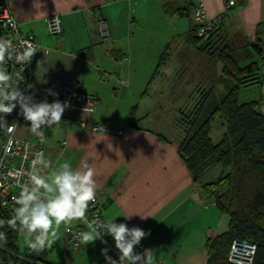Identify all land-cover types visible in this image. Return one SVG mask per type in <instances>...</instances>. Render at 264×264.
<instances>
[{
	"label": "crops",
	"instance_id": "crops-1",
	"mask_svg": "<svg viewBox=\"0 0 264 264\" xmlns=\"http://www.w3.org/2000/svg\"><path fill=\"white\" fill-rule=\"evenodd\" d=\"M10 1L20 29L31 32L40 45L36 55V85L43 76V69L40 67L42 64L48 69L44 75L79 81L86 94L98 98L94 115H83L80 119L60 121L57 124L61 140L66 141V146H59L52 140L47 145L46 156L53 161L54 168H58L65 160L74 169L80 168L82 161H88L96 173L94 179L100 192L99 207L104 216L111 219L118 214L120 217L117 218V223H126L130 228L140 227L150 233L142 240L146 249H154L157 264H169L171 254L165 252L167 243L162 238L180 231L186 222L202 211V202L208 200L201 196L180 158L178 143L181 138L169 139L156 130L154 125L145 126L147 119L151 118L150 114L144 113L138 117L139 120L143 119L140 125L134 122V113H131L133 126L127 116L116 119L103 103V86L109 83L121 85L122 80L128 85L127 81L131 83L138 75L139 64L133 55L134 51L127 49L123 43L125 38L131 42V38L135 36L136 24L143 23L149 14H153L149 12V7L155 4L154 0ZM161 1V11L156 14V21L160 24L161 16L167 28L175 16L185 15L173 12L166 14L164 3L172 2L177 7H189L190 14L194 10L190 0ZM239 2L241 5H238ZM203 3L209 19L221 18V31L235 27L246 33V36L242 35L244 41L258 37L264 43V0H236V5L231 7L226 0H203ZM56 14L61 15L63 33L50 39L46 19ZM101 20L107 22L109 29V36L105 38L98 29ZM172 30L170 32L174 33L175 27ZM176 36L168 41L174 40ZM116 54L120 56L119 59ZM104 73L109 74V83L104 81ZM81 121H86L88 125L83 127ZM106 122L114 132L100 133L91 127L93 123ZM18 137L23 138L21 135ZM33 137L28 132V138L24 139ZM48 171L51 169L46 170ZM198 207L200 208L196 209ZM210 211L213 214L216 212L213 209ZM129 216L131 217L126 220ZM58 231L60 238L52 246V250L55 246L60 247L61 262L51 258L48 260L45 257L46 250L34 252L26 247L21 252L18 248L19 257L43 256L48 262L65 264L71 257L68 232L63 225ZM20 234L18 231V236ZM108 240L114 245L111 237ZM101 245L103 246L97 241L94 245L83 246L81 251L91 247L101 253ZM191 250L194 252L182 260L177 256L174 264H193L200 260L197 249ZM108 254L113 258L110 251ZM79 255H74L75 260ZM101 256V262L106 264L104 256ZM2 258L3 249L0 247V262Z\"/></svg>",
	"mask_w": 264,
	"mask_h": 264
},
{
	"label": "rangeland",
	"instance_id": "rangeland-1",
	"mask_svg": "<svg viewBox=\"0 0 264 264\" xmlns=\"http://www.w3.org/2000/svg\"><path fill=\"white\" fill-rule=\"evenodd\" d=\"M161 2V0H154L155 4L149 7V12H153V14H149L143 23L136 24V28H134L135 36L131 38V42L125 38L123 43L127 46V49L134 51L133 55L139 64L136 79L131 83L127 81L128 85L125 86L122 84L114 86L109 83V74L104 73L103 79L106 83H109V85L103 86V103L106 104L107 111L113 113L116 119L127 116L128 120H130L131 113H134L136 117L134 122L139 125L142 124L143 119L139 120L138 117H141L144 113L150 114L151 118L147 119L145 126L154 125V128L167 138L180 139L185 134V125H182L180 110H190L195 106L200 98L197 94L199 89L210 88L215 83V92L217 94L210 97L208 105L212 106L211 104L214 100L221 99L227 82L224 80L222 82L218 81L222 75V64L217 60L218 52H215V48L223 47L230 40L231 44L234 45L232 47L234 49L232 55L240 61L241 66L257 62L260 68V82L255 85L241 87L240 100L256 102L259 110L264 114V57L250 45L255 39H250V41L245 39L246 42L242 38V35L246 36V33L236 30L235 27H230L226 31L222 30L219 32L222 42L216 45L214 49L201 52L193 47V40L188 35L191 26L194 25L193 14L190 17L175 16L174 23L171 20L170 26L167 28L161 16L160 24L156 21L158 20L156 14L158 15V11H161ZM168 4L172 5L173 3L169 2ZM172 27H175L174 33L170 32L173 31ZM47 35L50 39L55 38L49 33ZM174 35H177L175 39L168 41ZM216 37L215 35V40ZM241 42L243 45L247 44V46L241 45ZM165 49L168 51L166 55L167 63L157 71L159 58ZM134 107L136 108L133 109ZM26 127H30V122L24 120L21 122L17 136L21 135L23 138H28L29 131ZM59 131L60 128L57 125L51 129H45L47 145L53 140L57 145L62 146L63 140H61V131ZM223 132L224 129L219 123L212 124V138L215 143L221 140ZM219 174V168H215L205 176L204 181L215 180ZM201 206L202 211L197 212L180 231L169 233L162 238L167 243L165 252L171 254V262L169 264H174L177 256L181 258L179 260H182L189 253H193L194 251L191 249H197L198 255L201 256L199 257L201 259L193 264H205V245L207 241L216 236V234L218 235L228 230V216L220 211L213 201H203ZM212 209L216 211L215 214L210 211ZM101 246V249L104 248V245ZM24 247V235L21 233L18 236L19 252ZM59 249V246H55L53 250L52 248L46 249L47 254L45 257L48 260L51 258L61 262L62 255ZM69 253L71 257L65 264H103L101 262L103 260L102 254L96 249H91V247L82 249V251L81 249L78 251L69 249ZM77 254L80 255L75 260L76 257L74 255ZM21 260L25 261V263L31 262L33 264L34 262L32 258H22Z\"/></svg>",
	"mask_w": 264,
	"mask_h": 264
},
{
	"label": "trees",
	"instance_id": "trees-1",
	"mask_svg": "<svg viewBox=\"0 0 264 264\" xmlns=\"http://www.w3.org/2000/svg\"><path fill=\"white\" fill-rule=\"evenodd\" d=\"M190 1L195 6L196 1ZM163 9L166 14L192 15L186 6L181 8L164 3ZM218 25L207 31L205 37H200L198 31L203 27L194 22L188 34L193 40V47L206 52L222 42ZM250 45L264 57V43L260 38L256 37ZM233 46L229 40L223 47L215 48L217 60L222 64V75L218 81L227 82L221 99L214 100L212 106L208 105L210 97L217 94L213 82L210 88L199 89L197 94L200 98L192 109L180 110L185 134L178 143V151L201 196L213 201L229 218L228 230L207 241L205 264H233L228 256L235 240L256 244L254 264H264V114L256 102L240 100L241 87L260 82V68L257 62L241 66L240 61L232 55ZM167 53L165 49L161 54L157 71L166 65ZM132 121L133 114L130 117V125L133 126ZM213 123H219L224 129L217 143L212 138ZM215 168H219V176L215 180L204 181L205 176ZM11 215L0 211V218L8 219ZM77 225L78 222L73 227ZM3 230L8 233V243L1 247L3 258L0 264H32L25 263L19 257L18 230L7 225ZM69 247L77 251L83 246L75 250L69 243ZM27 258L34 259L33 264H54L43 256Z\"/></svg>",
	"mask_w": 264,
	"mask_h": 264
},
{
	"label": "clouds",
	"instance_id": "clouds-1",
	"mask_svg": "<svg viewBox=\"0 0 264 264\" xmlns=\"http://www.w3.org/2000/svg\"><path fill=\"white\" fill-rule=\"evenodd\" d=\"M36 53L37 46L30 40L23 37L18 41L15 38L0 37V131L9 134L3 148L6 154L12 151L15 140L10 134L17 126L15 123L9 124L5 119L6 115L19 107L18 115L30 122L27 130L43 141L45 129L57 125L68 107L67 102L58 99L52 103L47 99L35 102L32 95H25L20 90L19 85L23 83L24 77L14 76L9 71V66L19 65L23 72ZM40 67L44 77L48 69L42 64ZM38 80L44 82L43 78ZM47 94L58 96V93L51 90ZM98 130L105 132L104 128ZM49 169L51 171L46 172ZM95 175L94 168L86 160L81 162L80 168L74 169L67 160L54 168L53 161L46 156L44 150L36 151L27 178L17 181L20 191L13 198L15 203L11 217L0 218V247L8 243V233L3 230L6 225L23 233L24 246L34 252L52 248L60 238L58 230L63 225L64 230L72 234L77 248L94 245L97 241L107 244L104 237H111L119 259L109 256V249L104 247L101 254L106 264H157L154 249H145L142 253L135 251L150 233L140 227L130 228L126 223H117V218L120 217L118 214L111 219L89 217L90 206L97 199ZM5 205L6 201L0 202V207ZM74 222L82 224L84 228L73 231Z\"/></svg>",
	"mask_w": 264,
	"mask_h": 264
},
{
	"label": "built area",
	"instance_id": "built-area-1",
	"mask_svg": "<svg viewBox=\"0 0 264 264\" xmlns=\"http://www.w3.org/2000/svg\"><path fill=\"white\" fill-rule=\"evenodd\" d=\"M228 5L234 6L236 0H226ZM193 20L203 28L198 31V36L205 37L206 32L212 30L219 23L221 18L209 19L207 16L206 8L203 0H196L194 10L192 12ZM57 21V22H53ZM47 31L52 36H60L63 33L61 15H52L46 19ZM99 33L105 38L109 36V29L107 22L101 20L99 22ZM0 37L15 38L17 41L20 37L30 40L37 46V52L40 47L35 36L31 32H23L19 27V21L14 15L13 7L10 0H0ZM36 55L31 59V62L25 67L24 71L21 72L19 65H10L9 71L14 76L24 77V81L19 85L21 91L25 95H32L35 102H41L47 99L49 103L58 99L61 102H67L68 107L62 115L61 121L70 122L75 119H80L83 115H94L96 112V106L98 98L89 96L83 90V86L79 81L71 79H63L52 75H44L43 81L36 85L35 82V65ZM41 78V80H42ZM125 85V81H121ZM32 87L29 88L28 86ZM48 90L58 93V96L48 95ZM20 109L17 107L11 114L6 115L5 119L9 124L15 123L16 129L10 135L14 138L15 143L12 146L10 153L3 151L4 145L7 142L8 135L4 131H0V202L6 201L4 207H0V211L4 210L12 214L14 206V197L19 195V186L17 181H23L27 178V172L31 169V160L33 154L38 150H44L46 153V135L45 139L41 141L39 138L34 136L31 139L20 138L16 135L18 126L23 119L22 116L18 115ZM83 127H86L88 123L81 121ZM91 127L94 131L100 133H111L114 132L109 123H93ZM104 128L105 132H101L98 129ZM62 147L66 146V141H62ZM27 146V148H26ZM22 173V175H18ZM100 192L97 190V199L94 204L90 206L88 215L90 218L102 217L107 219L100 210L99 207ZM82 224L73 227V231L83 229ZM107 244H103L112 253L115 260L119 259V255L114 245H112L108 237H104ZM69 243L72 249H79L74 246L72 234L69 232ZM146 249L145 243H141L136 247L135 251L143 252ZM257 246L246 240H235L233 241L228 260L233 264H254V258L256 256Z\"/></svg>",
	"mask_w": 264,
	"mask_h": 264
}]
</instances>
